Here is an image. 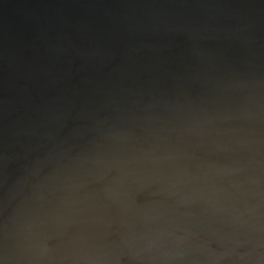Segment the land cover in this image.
<instances>
[{"label": "water", "instance_id": "water-1", "mask_svg": "<svg viewBox=\"0 0 264 264\" xmlns=\"http://www.w3.org/2000/svg\"><path fill=\"white\" fill-rule=\"evenodd\" d=\"M0 264H264V0H0Z\"/></svg>", "mask_w": 264, "mask_h": 264}]
</instances>
